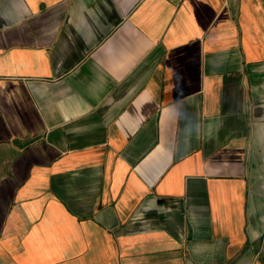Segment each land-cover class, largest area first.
Here are the masks:
<instances>
[{
    "label": "crops",
    "instance_id": "1",
    "mask_svg": "<svg viewBox=\"0 0 264 264\" xmlns=\"http://www.w3.org/2000/svg\"><path fill=\"white\" fill-rule=\"evenodd\" d=\"M0 264H264V0H0Z\"/></svg>",
    "mask_w": 264,
    "mask_h": 264
}]
</instances>
